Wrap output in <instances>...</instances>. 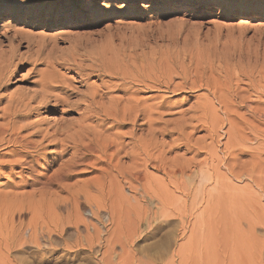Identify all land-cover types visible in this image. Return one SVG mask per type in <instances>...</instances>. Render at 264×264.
<instances>
[{"label":"rangeland","instance_id":"1","mask_svg":"<svg viewBox=\"0 0 264 264\" xmlns=\"http://www.w3.org/2000/svg\"><path fill=\"white\" fill-rule=\"evenodd\" d=\"M112 3L105 12L88 9L83 0L0 3V16L6 17L0 49L33 54L36 47L27 51L29 40L19 33L46 45L45 62L36 66L40 73L29 60L8 70L0 109L9 98L27 102L40 88L39 74H47L76 95L57 87L58 98L82 101L95 88L112 97L99 107L118 116L105 131L111 124H81L82 106L61 105L52 97L20 122L28 124L21 135L43 132L33 136L43 146L37 153L44 155L31 169L15 161L23 147L0 144V264H100L102 258L108 264H264V29L251 22L264 20V3ZM237 8L249 11L233 13ZM39 98L30 105L37 106ZM60 122H74L70 130L83 127L90 136L102 132L101 139L113 142L111 164L120 160L108 170L111 183L104 193L91 184L99 176L94 158L96 164L63 181H90L88 197L77 206L61 203L69 194L65 188L44 189L36 180L68 158L57 156L59 145L48 137L40 140ZM105 198L107 205L97 208ZM108 215L114 218L106 221ZM91 228L99 231L98 243L73 246L78 236L94 235Z\"/></svg>","mask_w":264,"mask_h":264},{"label":"bare ground","instance_id":"2","mask_svg":"<svg viewBox=\"0 0 264 264\" xmlns=\"http://www.w3.org/2000/svg\"><path fill=\"white\" fill-rule=\"evenodd\" d=\"M249 11V9H240V8H237V9H233V13L235 14H239L241 12L243 13H247ZM251 22H254L259 28L261 29H264V20H255V19H251ZM195 22L194 21H191L190 24H194ZM18 37H20V39L22 38H28V44H27V51H31L33 47H36L34 50V53L30 54V55H24V57L22 55H19L17 54L14 50H9V51H5V50H2L0 49V92L2 91V89L5 87V81H6V74L8 72V70L12 67V66H17V65H21L22 63L24 62H27L28 60L31 61V63L33 64L34 66V69H35V72L38 74V72L40 73L39 70H37L36 66H39V65H42L43 62V59L41 57V54L42 52L44 51V48L46 47L45 44H42L40 41H31L29 36H27L26 34H23V33H19L18 34ZM12 38V37H11ZM8 42V41H7ZM10 42V40H9ZM12 43V41L10 42ZM3 46V45H2ZM1 48V46H0ZM26 54V53H25ZM35 54V55H34ZM61 58V57H60ZM59 59V58H58ZM17 61V62H15ZM93 64V63H92ZM79 66V65H78ZM104 67V65H102ZM65 69L67 70H71L72 67L70 66V64H66L65 65ZM81 69V68H80ZM39 79L37 80L38 84L40 85V88L36 91H34V94L32 97L28 98L27 96V99L28 101L27 102H23L22 98L20 99H13L11 100L12 98H9L11 95H9V99L11 100H8V103L7 105L5 104V106L1 109L0 111H2L0 117L1 118H8V121L7 122H3L4 124H0V144H9L10 146H21L24 148L23 151H20L19 153L20 156H21V159L19 161V159L15 160L17 161V164H24V165H27L28 167L27 168H32L33 165H35V162H37V160L39 158H43V155L41 154H38L37 153V147L40 146L41 144L39 139H37L38 141L35 140V138L33 136H40L41 132L40 130H36L34 131L33 133H31L30 135H21V132L23 130H27L28 129V124L27 123H20L22 119H24L25 117H28L30 116L31 112L32 111H37L39 108H41L42 106L44 105H47V104H50V98L54 97V101L56 103H61V105H65V106H72V107H75V108H81V106L83 107V111L81 112V116H79L78 118V121H80V123L82 121H86V120H90V121H93L94 119V122H92L91 124H93L94 127L98 126V125H104L106 123H109L111 125H108V127L105 129V131H107L108 129L110 128H113L115 125L112 124V123H116L117 124V118L118 116L114 113H112L110 111L109 108H104V107H99L100 104V101H103L104 99H108L109 101L112 102V97H108L107 94L108 93H105V92H101L99 93L94 87V89H91V91L87 94H85L83 96V100L82 101H79L78 99L75 100V101H69V100H66L65 98L61 99V98H58L59 96H56L54 93H53V90L57 89V87L59 88H65V93H68L69 96H76V95H73V93H71V89H69V84L66 85L64 83H62L60 80H58L57 77H53V76H48L47 74L43 75V74H39ZM8 78V77H7ZM7 84V82H6ZM89 89V88H87ZM4 90H7V89H4ZM3 90V92H4ZM87 92V91H86ZM5 93V92H4ZM21 94V92H19ZM19 94V95H20ZM7 95V93H6ZM40 96L39 100L37 101V103L35 104H38L37 106L35 107H32L30 105V101H36L37 99V96ZM13 96V95H12ZM15 96V95H14ZM18 96V95H16ZM31 96V95H30ZM117 96V95H116ZM3 94L1 93L0 94V100L3 98ZM19 97V96H18ZM22 97V96H21ZM118 97V96H117ZM116 97V98H117ZM14 98V97H13ZM16 98V97H15ZM96 98H98L99 100L96 101ZM135 98V97H134ZM24 99V98H23ZM26 99V98H25ZM82 99V98H81ZM120 100V99H119ZM25 101V100H24ZM115 100H113L114 102ZM118 101V100H117ZM126 102V100H124ZM1 102V101H0ZM121 102V101H119ZM55 103V104H56ZM116 103V101H115ZM122 103V102H121ZM32 104V103H31ZM109 104V103H108ZM120 104V103H118ZM53 105V104H52ZM106 105V104H105ZM112 105V104H111ZM110 105V106H111ZM115 105V104H114ZM34 106V105H33ZM54 106V105H53ZM113 106V105H112ZM116 106H117V103H116ZM121 106V105H120ZM118 107V106H117ZM125 107V105H124ZM133 107V106H132ZM94 108H97L98 111L96 110H93ZM120 109V108H119ZM130 109H133V108H130ZM135 110V109H134ZM133 110V111H134ZM125 112V111H124ZM136 112V111H135ZM124 114V113H123ZM126 114V113H125ZM129 114V113H128ZM135 114V113H134ZM133 114V115H134ZM140 114V113H139ZM138 114V115H139ZM130 116V115H129ZM124 117V116H123ZM126 117V116H125ZM137 118V117H136ZM138 119V118H137ZM124 120V119H123ZM126 120V119H125ZM130 119L128 118V121ZM136 120V119H135ZM121 122V121H120ZM32 123V122H31ZM71 123H74V122H70ZM76 123V122H75ZM87 123V122H86ZM69 122H68V125L69 126H72L70 125ZM83 124V123H81ZM57 125V124H56ZM68 125L65 124V123H59L56 128L51 131V133H47L48 130H45V133L42 135V139L40 140H43L44 138L46 139L48 137L49 141L52 142L51 144H54V145H59V155H58V152H57V156L59 157L60 154L62 153V157L67 155L68 154V158H66L63 163H60L62 164L61 168H58L56 170V172L52 171V174H49V176H45V177H42V178H39L36 179L37 182H40L41 183V186L44 188V189H48L49 187H52L54 188L53 186H57L59 187L60 189H66L68 190L69 194L68 197L64 198L61 200V203H65V204H71V205H75L77 206L78 203L80 202V199H83L85 197H88L89 193H88V189H89V185H90V181H88L89 185H83V186H78V183H80L79 181H75L74 183H72L71 185L63 182L67 179H70L71 177L73 176H76V175H79L82 171V169L88 165H93V164H96L94 163V160L95 161H98V163L100 164V166L95 167L97 169H94L96 171L94 172H98L99 176H96L94 178H92V183L94 186H96V189L100 192H103L104 193V189H105V186H106V183H111L110 179H108V176H110L108 173V170H111L112 168H115L116 169V166L117 165H120L119 164V161L116 160V162L118 163L116 166L111 164V161L113 159V155H114V151L110 153H108V151L110 150V148L113 146V142L110 141V140H105V138L101 139V133L100 131L96 132V133H93L92 136H90V134L88 132H84L83 131V127H80V130L78 129H74L73 130H70V128H68ZM90 125V123H89ZM138 125V124H137ZM74 126V125H73ZM78 126V125H77ZM76 126V128H77ZM86 126V125H84ZM92 126V125H91ZM118 126V125H117ZM79 128V126H78ZM139 129V128H138ZM77 130V131H76ZM43 131V130H42ZM71 131H73L74 133H70ZM137 131V130H136ZM157 131V130H156ZM30 132V131H29ZM94 132V131H92ZM105 133V132H104ZM105 136H107L105 134ZM32 137L34 138V140L32 139ZM112 137V136H111ZM133 137V135H132ZM108 138V137H107ZM110 138V137H109ZM114 138V137H113ZM44 139V140H45ZM47 139V140H48ZM126 140V139H125ZM45 144V143H44ZM119 144V143H118ZM122 144V143H121ZM6 146V145H5ZM8 146V145H7ZM42 146V145H41ZM3 147V146H2ZM43 147V146H42ZM41 147V148H42ZM5 148V147H4ZM39 148V147H38ZM46 149V148H45ZM11 150V149H10ZM15 150V149H13ZM17 150V149H16ZM12 151V150H11ZM118 151V150H117ZM15 152V151H14ZM12 153V152H11ZM40 153V151H39ZM129 155V154H128ZM130 157V156H129ZM128 157V158H129ZM157 157V156H156ZM91 158H94L93 161H90ZM122 158V157H121ZM60 159V158H59ZM115 160V159H114ZM130 160V159H129ZM121 163V162H120ZM98 164V165H99ZM101 165L103 167H101ZM113 165V166H112ZM138 165V164H136ZM146 165V164H145ZM133 166V165H132ZM25 167V166H24ZM135 167V166H134ZM143 167V166H142ZM159 167V166H158ZM118 168V167H117ZM138 168V167H137ZM144 168V167H143ZM120 169V168H118ZM123 169V168H122ZM158 169V168H157ZM114 171V170H113ZM112 171V172H113ZM119 172V170H117ZM135 171V170H133ZM122 172V171H121ZM120 172V173H121ZM116 173V172H115ZM119 173V174H120ZM133 173V172H132ZM144 173V172H143ZM117 174V173H116ZM115 174V175H116ZM125 174V172H124ZM130 174V173H129ZM136 174H140L139 172H136ZM136 174H135V177H136ZM112 176V175H111ZM117 176V175H116ZM121 176V175H120ZM126 176V175H125ZM134 176L133 174H131V179L134 178L132 177ZM113 177V176H112ZM139 177V176H138ZM143 177V176H142ZM119 178V177H117ZM116 178V179H117ZM125 178V177H124ZM137 178V177H136ZM114 179V178H113ZM122 180V179H121ZM127 180V179H126ZM129 180V179H128ZM127 180V181H128ZM113 181V180H112ZM134 181V180H133ZM114 185L116 186V183L115 181H113ZM119 184V182H117ZM121 183V181H120ZM133 183V182H132ZM81 185V183H80ZM122 185V184H121ZM91 186V185H90ZM108 186V184H107ZM112 186V185H111ZM120 185H118L119 187ZM56 187V188H57ZM109 187V186H108ZM107 187V189H109ZM113 187V186H112ZM122 187H124V184L122 185ZM51 188V189H52ZM39 189V188H38ZM42 189V188H41ZM59 189V190H60ZM113 189V188H111ZM130 189V188H129ZM50 191V189H49ZM48 191V192H49ZM65 191V190H64ZM109 191H111L109 189ZM114 191H117L118 194H119V188H116L114 189ZM45 193V192H44ZM57 193V192H56ZM110 193L111 192H107L108 196L111 195ZM116 193V192H115ZM114 193V194H115ZM38 194V193H37ZM40 194V193H39ZM117 194V193H116ZM124 194V193H122ZM121 194V196H122ZM57 195V194H56ZM43 196V194H42ZM45 196V195H44ZM61 196V195H60ZM145 196V195H143ZM111 197V196H110ZM109 197V198H110ZM114 197V195H113ZM111 197V198H113ZM118 197V196H117ZM120 197V196H119ZM118 197V198H119ZM108 198V197H107ZM123 199V198H122ZM142 199V198H141ZM145 198H143L144 200ZM94 200V199H93ZM111 200V199H110ZM118 201V199H116ZM115 200V201H116ZM126 199H124L125 201ZM59 201V199H58ZM113 201V200H112ZM112 201L110 203H108L110 206L112 204ZM117 201L115 203H117ZM45 202V201H44ZM89 202V201H88ZM107 202V199L105 198L102 202L99 203L98 207L97 208H103V206L107 205L106 204ZM120 201H118V204H119ZM58 204L60 202H57ZM104 205H103V204ZM125 203V202H124ZM56 204V203H55ZM96 204V203H95ZM121 204V203H120ZM97 206V205H96ZM114 206V205H112ZM117 206V205H115ZM122 206H123V203H122ZM142 207V206H141ZM140 207V208H141ZM146 207V206H145ZM113 208V207H112ZM56 209V208H55ZM148 209V208H147ZM54 210V209H53ZM52 210V211H53ZM100 210V209H99ZM103 210V209H102ZM140 210V209H139ZM146 209L144 208V211ZM149 210V209H148ZM93 212V211H92ZM95 212V211H94ZM117 212V211H116ZM146 212V211H145ZM144 212V213H145ZM150 212V211H148ZM112 213V212H111ZM147 213V212H146ZM145 213V214H146ZM95 214V213H94ZM119 214V213H118ZM144 214V215H145ZM150 214V213H149ZM148 214V215H149ZM58 215V214H57ZM78 215V214H77ZM114 215V214H113ZM147 215V216H148ZM109 216V215H108ZM147 216H143L144 219H148ZM107 217V216H106ZM114 218V216H109L106 218V221H108L109 219L111 218ZM118 217V216H117ZM141 217V216H140ZM85 218V217H84ZM57 219V218H56ZM105 219V218H104ZM141 219V218H139ZM38 220V219H37ZM69 220V219H68ZM113 220V219H112ZM132 220V219H131ZM138 220V219H137ZM74 221V220H73ZM142 221V220H141ZM149 221V220H148ZM54 222V221H53ZM52 222V223H53ZM59 222V221H58ZM44 223V222H43ZM70 223V222H69ZM88 223V222H87ZM132 223V222H131ZM154 223V222H153ZM31 224V223H30ZM36 224V223H35ZM38 224V223H37ZM61 224V222H60ZM81 224V223H80ZM134 224V223H133ZM21 225V224H20ZM19 225V226H20ZM52 225V224H51ZM56 225V224H55ZM135 225V224H134ZM30 226V225H29ZM42 226V225H41ZM61 226V225H60ZM86 226V232L88 233V230H89V226L85 225ZM94 226V225H93ZM77 231L79 229L78 227V224L75 225ZM110 227V226H109ZM108 227V228H109ZM56 228V227H55ZM95 228V226H94ZM102 228V227H101ZM92 229V228H91ZM112 229V228H111ZM119 229V228H118ZM95 234L94 235H90L92 234V232L89 233L90 234H87V235H84L83 237L78 236L79 233L77 234L78 238H76V241L73 243V246H88L91 248V246L95 243L96 240L99 239V231H97V228L96 229H92ZM20 231V230H19ZM111 231V230H110ZM113 232V231H112ZM129 232V231H128ZM31 235V233H30ZM50 235V234H49ZM70 235V234H69ZM117 234H115L116 236ZM111 236V235H110ZM34 238V237H33ZM136 238V237H135ZM73 239V238H72ZM82 239V240H81ZM109 241V240H108ZM115 241V240H114ZM97 242V241H96ZM59 243V241H58ZM98 243V242H97ZM110 243V242H109ZM60 244V243H59ZM113 244V243H112ZM58 246V245H57ZM112 246V245H111ZM69 247V246H68ZM108 247H109V244H108ZM112 248H114L112 246ZM108 249V248H107ZM109 249H111L109 247ZM125 250V249H124ZM95 253V252H94ZM109 253V252H108ZM96 254V253H95ZM103 254V253H102ZM121 255V254H120ZM105 258H102L100 260V264H108L107 263V259L106 261H104ZM106 262V263H105ZM99 263V262H98ZM110 263V262H109ZM122 263V262H121ZM123 264V263H122ZM145 264V263H144Z\"/></svg>","mask_w":264,"mask_h":264},{"label":"snow or ice","instance_id":"3","mask_svg":"<svg viewBox=\"0 0 264 264\" xmlns=\"http://www.w3.org/2000/svg\"><path fill=\"white\" fill-rule=\"evenodd\" d=\"M0 3H2V0H0ZM83 3L88 9L98 12H105L110 10L111 7H115L112 0H83ZM261 3H264V0H261ZM5 19L6 17L0 16V26H2Z\"/></svg>","mask_w":264,"mask_h":264}]
</instances>
